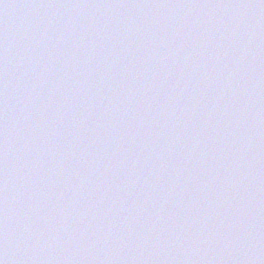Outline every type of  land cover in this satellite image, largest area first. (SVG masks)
Instances as JSON below:
<instances>
[{
    "label": "clouds",
    "instance_id": "1",
    "mask_svg": "<svg viewBox=\"0 0 264 264\" xmlns=\"http://www.w3.org/2000/svg\"><path fill=\"white\" fill-rule=\"evenodd\" d=\"M0 262H2V261H0ZM2 264H3V262H2Z\"/></svg>",
    "mask_w": 264,
    "mask_h": 264
},
{
    "label": "snow or ice",
    "instance_id": "2",
    "mask_svg": "<svg viewBox=\"0 0 264 264\" xmlns=\"http://www.w3.org/2000/svg\"><path fill=\"white\" fill-rule=\"evenodd\" d=\"M0 264H2V262H0Z\"/></svg>",
    "mask_w": 264,
    "mask_h": 264
}]
</instances>
